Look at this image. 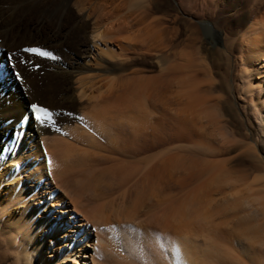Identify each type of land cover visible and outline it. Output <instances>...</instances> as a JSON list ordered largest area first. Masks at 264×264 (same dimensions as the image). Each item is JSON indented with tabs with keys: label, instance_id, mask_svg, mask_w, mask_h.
<instances>
[{
	"label": "bare ground",
	"instance_id": "bare-ground-1",
	"mask_svg": "<svg viewBox=\"0 0 264 264\" xmlns=\"http://www.w3.org/2000/svg\"><path fill=\"white\" fill-rule=\"evenodd\" d=\"M213 1L191 7L208 13L197 21L217 46L207 65L200 47H170L179 30L153 16L158 0H72L73 13L62 0H0V47L57 57L28 54L23 78L0 83V264H208L217 254L242 264L232 250L239 238L244 256L264 264L251 258L253 246L264 252V176L258 188L246 185V170L230 171L235 141L220 120L229 93L264 123V11L251 16L256 0H240L226 31ZM88 34L105 66L95 73ZM151 54L160 76L133 69ZM33 102L51 120L33 131L26 117L13 158L16 122ZM257 141L245 146L264 162Z\"/></svg>",
	"mask_w": 264,
	"mask_h": 264
},
{
	"label": "rangeland",
	"instance_id": "rangeland-1",
	"mask_svg": "<svg viewBox=\"0 0 264 264\" xmlns=\"http://www.w3.org/2000/svg\"><path fill=\"white\" fill-rule=\"evenodd\" d=\"M158 1H160L161 3H160V5H159V7L156 9V13L154 12V14H153V16H156L157 18H159L161 21H163L162 23L164 24V25H166V27L168 28V29H170L171 30V28L173 29V31L175 30V31H177V30H179V31H177V36L175 37H173L171 34V37H173L172 39H173V41H172V39H171V41L169 42L170 43V47H171V45L173 46V45H175V42H176V46H178L177 47V49L179 48V49H185L186 51H193L192 53H195V51L197 50V48L198 47H200V55L201 56H203V57H205L206 59H208V60H206V62H207V65H210L209 64V62L210 61H212L213 60V53H214V51H215V47H217V46H215V43H214V41H213V39L207 34V32H205V29L202 27V25H200L199 24V22H197V21H202L203 19H209L208 17H206L207 15H208V13L205 11V9L203 10V8H202V10L200 9V8H198V7H196V9L198 8V9H200L201 11H197L196 12V9H192L191 7H195L196 5H194V3L193 2H195V0H158ZM219 3L217 4V2L216 1H213L215 4H217L218 6H216L217 8V10H218V12H217V16H218V20H219V22L221 23V29L223 30V28L224 29H226V31L228 30V28H230V23H228V21H232L233 20V18L236 16V13L239 11V9H240V7H242L243 5H242V3L240 2V0H227L226 2V4L224 5V3H221V2H223V1H219V0H217ZM249 2L247 3V4H249V3H251L253 0H248ZM257 1H260V2H257ZM184 2H186V3H184ZM187 2H189V4H187ZM247 2V1H246ZM245 1L243 2V4H245L246 3ZM254 2V1H253ZM182 3V4H181ZM191 3H193V5L191 6ZM256 3V4H255ZM253 5H250L251 7H248V10H247V12H248V14L249 15H251V16H254V15H256V13H257V11H264V0H256V2H255ZM179 4H181L180 6H179ZM142 5H146V3L145 2H140V4H139V8H140V6H142ZM188 5H189V8H190V10L191 11H189V8H188ZM223 5V6H222ZM226 6V7H225ZM232 6H234L232 9H231V7ZM260 6V7H259ZM180 7H181V9H180ZM253 7H254V9H253ZM255 7H257V8H255ZM250 8V9H249ZM183 9L185 10V11H183ZM253 10V12H251L252 10ZM187 11H189V12H187ZM194 11V12H193ZM245 11V10H244ZM186 14H185V13ZM190 12H192V13H190ZM199 12V13H198ZM190 13V14H189ZM196 13V14H195ZM200 14V15H198V14ZM188 14V15H187ZM195 15V16H194ZM165 17V18H164ZM215 18V17H214ZM213 18V19H214ZM212 19V18H211ZM224 21L226 22L225 24H224ZM182 22L183 23H185V25H182ZM181 23V26L179 25ZM168 24V25H167ZM222 25H227V26H225V27H223ZM229 25V26H228ZM186 28H185V27ZM192 26V28L191 29H194V26H197L198 27V29H199V31H200V35L198 34V36L195 34H191L189 31L191 30H188V28L189 27H191ZM178 29H177V28ZM91 28V29H90ZM88 30H92V27H90ZM175 28V29H174ZM181 28V29H180ZM177 29V30H176ZM93 31V30H92ZM172 31V30H171ZM88 38H87V42L89 41V48H90V54H89V57L90 58H87L88 59V61H87V59H86V63H87V65H89L88 67L90 68V67H92V68H90L91 70H92V72L93 73H95V72H98V70L100 69V70H103V69H105V66H104V64L102 63V62H99V64L97 63L99 60H96L95 59V55L97 56V50L100 48L98 45H96L95 43V45L93 44V42H91L92 41V39L90 38V34H88ZM188 36V37H187ZM202 36V37H201ZM195 37H197V38H195ZM199 37V38H198ZM201 37V38H200ZM193 38V39H192ZM89 39V40H88ZM200 41H199V40ZM174 43V44H173ZM178 44V45H177ZM94 45V46H93ZM187 45H189V47L187 46ZM192 45H194V46H192ZM98 47V48H97ZM101 49V48H100ZM99 49V50H100ZM170 49V48H169ZM191 49V50H190ZM193 49V50H192ZM195 49V50H194ZM96 52V53H95ZM30 55H33V54H30ZM148 56V57H147ZM146 57H145V60H144V57L141 55V57L140 56H138L140 59H137L136 61H135V63H134V68L133 69H136V70H140L141 71V73H145L146 74V76H149V75H151V74H155V75H153V76H157V74L159 73H162L161 71H160V69L158 68V70H157V65H152V59L151 58H153V54H151V56L150 55H147ZM150 56V57H149ZM92 57H94V58H92ZM92 58V59H91ZM144 61H143V60ZM96 61V62H95ZM111 61H114L113 59H111ZM110 61V62H111ZM141 62V64H140V62ZM142 61H143V63H142ZM150 61V62H149ZM145 62V63H144ZM146 62H147V64H146ZM89 63V64H88ZM96 64V65H95ZM102 64V65H101ZM140 64V65H139ZM150 64H151V66H150ZM99 65V67L100 66H102L103 67V69H102V67H100L99 69L98 68H96L97 66ZM224 65V64H223ZM223 65H221V66H219V68H220V70L219 69H216V73H223V71L224 72H227V69H226V67H225V65L223 66ZM95 66V67H94ZM155 67V68H154ZM138 70V71H139ZM143 70H146V71H143ZM151 70V71H150ZM213 72L215 71V70H212ZM220 71V72H219ZM215 73V72H214ZM158 74V75H159ZM161 75V74H160ZM159 75V76H160ZM218 75H220V74H216V76H218ZM233 75V74H232ZM232 75H230V77H232ZM152 76V75H151ZM216 76H215V74H214V77L216 78ZM230 80H231V78H230ZM15 81V80H14ZM15 82H17V81H15ZM217 95H220V92L219 93H216ZM221 95H223L222 93H221ZM230 95V96H229ZM228 96V97H227ZM226 97V98H225ZM233 98L235 99V100H233ZM223 99H224V102H225V104H226V108H225V104L222 106L223 108H222V113H225V114H222L223 115V118L221 119L220 118V120L222 121V124H223V122H224V124H227V127L229 128V131L227 132L226 131V133L230 136V140H233V141H235L233 144H234V146H233V144H231V147H232V149L230 148V154H229V156L228 157H226L225 159H229L230 158V167H231V169H230V171H235L237 174H238V172L239 171H243L244 172V170H246L245 172H246V175L249 177L248 179V181L246 182V185L248 184V182L250 183V184H252V183H257V182H259L258 180H259V178H261L260 176H264V162L263 161H261L260 160V157H259V155L258 154H253V151H252V149L250 148L251 147V145L250 146H245V145H249L250 143L249 142H251V141H253L254 139H257V137H258V143H259V146H260V149H261V153L264 155V142H261L260 140L264 137V134L262 133L261 134V132H263L262 131V126L261 125H263L264 123H259L260 121L259 120H257L256 119V116H255V114H253V109H252V111L250 110V106H248V104H244L243 102H242V100H240V99H238L237 100V97L235 98L233 95H231V94H229V93H227V94H224V97H223ZM229 99H230V101H229ZM227 101V102H226ZM235 101V102H234ZM213 101H211V102H209V105H211V103H212ZM223 102V103H224ZM233 102V103H232ZM236 103V104H235ZM232 106H234V105H236L235 107H232ZM245 108L246 107V109H244L243 107ZM247 107H249V108H247ZM223 109L226 111V112H224L223 111ZM229 110V111H228ZM250 110V111H249ZM247 111H248V113H247ZM62 115L64 116V115H66V112L65 111H63L62 112ZM76 116H77V114H76ZM29 119V118H28ZM230 119V120H229ZM248 119V120H247ZM261 129V130H260ZM264 129V128H263ZM247 139V140H246ZM177 145H180V144H177ZM185 145V144H184ZM240 145H241V147H240ZM173 146V145H172ZM242 146H245L246 147V150L248 149V151H251V152H246L245 151V153H244V151H243V154H240V153H242L241 152V150H243L242 149ZM259 148V147H258ZM231 150H232V152H231ZM249 153V154H248ZM237 154V155H236ZM244 154H246V155H244ZM242 155V156H241ZM187 156V155H186ZM231 156V157H230ZM257 156V157H256ZM189 157H192V158H194V159H197V160H202V159H204V158H201V157H194V156H189ZM249 157V158H248ZM232 158V159H231ZM209 160H211L212 158H208ZM219 160H221V158H218ZM218 159H212V160H218ZM239 160V161H238ZM234 162V163H233ZM234 165V166H233ZM0 169H2L1 167H0ZM238 171V172H237ZM235 172H234V176H235ZM237 174H236V177H237ZM233 176V177H234ZM259 176V177H258ZM256 178V179H255ZM257 178H258V180H257ZM255 183V184H256ZM260 183H263L264 184V180H262V181H260ZM260 183H258V184H256L255 186H257L258 188L259 187H261V186H259V184ZM245 186V185H244ZM214 197H216V198H218V196L217 195H213ZM254 219H256V217H253ZM254 223H255V221H253ZM215 223V225L217 224V228L215 227H213L214 229H216V234H218V237L220 238V235H219V233H220V230H223L222 228H221V226L219 225V223H220V219H216V222H214ZM253 223V224H254ZM263 229H264V225H263ZM239 239H240V241H242V243H238V241H239ZM238 239V241H237V239H236V241H237V243L238 244H233V248H232V250H233V253L237 256V257H240V258H243V260H242V262H241V260H240V258H236L235 256V258L237 259V260H240V262L242 263V264H253L252 263V261L251 260H249L250 259V257L249 258H247V256H244V255H246L245 253L243 254V252L242 251H245L246 249H248L249 250V248H247V245H244V244H248V243H246L247 241H244L245 239H241V238H239ZM244 241V242H243ZM236 243V242H235ZM244 243V244H243ZM221 243L219 242V244L218 245H220ZM241 244V245H240ZM224 245H226V249L229 251V253H230V245H231V243H230V238H229V240H227V243H224ZM236 247H235V246ZM243 245V246H242ZM242 246V247H241ZM245 246V247H244ZM239 247V248H238ZM241 247V248H240ZM250 247V246H249ZM252 247V246H251ZM238 248V249H237ZM255 248H257V249H255ZM237 249V250H236ZM242 249V250H241ZM255 249V250H254ZM231 250V251H232ZM238 250L240 251V255H238L237 254V252H238ZM248 250H246V251H248ZM254 251L253 252V256L254 257H252L251 256V258H259V257H263L264 256V252H258L257 250H258V247H254L253 246V249H251V251ZM259 251H260V249H259ZM217 252H219L218 250H217ZM242 253V254H241ZM256 253H257V255H256ZM260 255V256H259ZM228 256V255H227ZM220 257L221 256H219L218 254H217V258H214L213 257V259L210 261V262H208V264H236V263H234V262H223L222 261V259H220ZM257 258V259H258ZM254 259V260H255ZM230 260V259H229ZM6 261V260H5ZM244 261V262H243ZM2 264H7V262H1Z\"/></svg>",
	"mask_w": 264,
	"mask_h": 264
},
{
	"label": "snow or ice",
	"instance_id": "snow-or-ice-1",
	"mask_svg": "<svg viewBox=\"0 0 264 264\" xmlns=\"http://www.w3.org/2000/svg\"><path fill=\"white\" fill-rule=\"evenodd\" d=\"M62 6L68 13L74 12L72 0H62ZM28 54L47 57L49 59H57V57L50 50L42 49L38 46H23L14 50H8L0 47V64L3 65V67L0 68V83H2L3 80H6L9 75L17 81V83L23 78L18 65H29L30 60ZM4 95L5 93L0 92V99H2ZM26 117L31 120L33 131H35L36 124L44 125L46 121L51 120V113L45 107L38 106L37 103H29L27 113L20 116L19 120L16 122V128L13 132L15 146L9 149L13 158L15 153L19 150V145L23 143V136L27 131V125L25 123ZM17 135L21 137L20 140H16ZM48 164L50 165L51 161H48Z\"/></svg>",
	"mask_w": 264,
	"mask_h": 264
}]
</instances>
